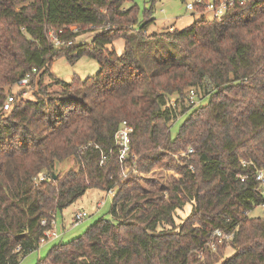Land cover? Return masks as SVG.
Returning a JSON list of instances; mask_svg holds the SVG:
<instances>
[{
	"label": "trees",
	"instance_id": "trees-1",
	"mask_svg": "<svg viewBox=\"0 0 264 264\" xmlns=\"http://www.w3.org/2000/svg\"><path fill=\"white\" fill-rule=\"evenodd\" d=\"M127 1L0 0V98L36 69L32 95L0 115V264L37 250L56 212L89 189L114 191L110 219L52 245L37 264H215L227 247L208 246L217 229L233 235L234 249L219 264H264V216H250L263 200L254 170L264 168V0L152 33L153 20L138 21ZM200 1L203 16L210 0ZM72 26L97 29L78 44ZM49 30L71 44L53 47ZM82 56L98 64L94 76L51 74L53 60ZM189 89L205 103L189 104ZM178 106L187 116L172 136ZM123 121L132 131L122 163L114 133ZM157 168L167 186L141 185L138 175Z\"/></svg>",
	"mask_w": 264,
	"mask_h": 264
},
{
	"label": "rangeland",
	"instance_id": "rangeland-1",
	"mask_svg": "<svg viewBox=\"0 0 264 264\" xmlns=\"http://www.w3.org/2000/svg\"><path fill=\"white\" fill-rule=\"evenodd\" d=\"M197 0H155L151 2L150 0H131L124 3V7L128 8L134 5L137 10L138 21L143 20L145 17H149L153 20L151 24L147 27V33L159 32L162 29H167L169 26L174 25L176 28L183 29L189 26L194 20L201 19L202 17L211 20L212 14L209 12H203L202 15L194 13L192 10L186 8V4H193ZM173 28V29H176ZM93 27H84L80 28L77 32L80 36L77 37V43L90 42L91 38L94 35ZM169 30V28H168ZM76 32V33H77ZM82 33V34H81ZM112 48L115 49L117 54H120L123 50V41L121 39H116L112 43ZM51 74L57 79L62 81H69L73 77L77 76L79 78H86L88 76H94L98 70L99 66L88 56L80 57L76 62L70 64L64 57H59L50 64L49 68ZM45 83L49 82V79L46 77ZM35 87H31L28 91L27 97L31 96ZM56 89V88H54ZM4 93L11 90L15 95H19L23 90L19 89L13 85H8L3 87ZM174 98V97H173ZM199 104L202 105L205 103V98L200 96L198 98ZM191 110V109H190ZM177 116L176 119L171 122L170 133L172 136L175 135L179 126L187 116V113L180 115V108L176 109ZM189 111V110H188ZM0 115H2L0 113ZM183 156L182 154H180ZM177 157L176 155H172ZM72 167V161L61 163L57 166V171L64 173L66 170ZM123 173H127V170H124ZM133 174H136V171H133ZM141 180H139L141 185L148 187V189H153L155 187H164L167 186L169 180V174L164 170L155 169L152 172L147 174H139ZM114 191L111 193L102 192L96 189H89L86 193L78 199L73 204L64 208L62 211L56 212L54 215V226L52 231L55 232L59 237L57 239H47L46 241L40 243L37 250L26 255L18 264H37L38 261L43 260L46 257L48 250L52 245H58L60 243H70L71 241L77 239L79 236H82L87 228L93 225L95 222L100 219L109 220L110 219V207L112 204ZM100 203L97 207V203ZM189 207H185L184 210L178 212V217L176 218V223H179L188 213ZM78 211H85L87 216L77 224H74L72 217L74 213ZM252 217H263L264 208L256 207L250 212ZM234 253V249L227 245L225 250L221 252V258L219 262L223 259L230 257ZM216 262L215 264H219Z\"/></svg>",
	"mask_w": 264,
	"mask_h": 264
},
{
	"label": "built area",
	"instance_id": "built-area-1",
	"mask_svg": "<svg viewBox=\"0 0 264 264\" xmlns=\"http://www.w3.org/2000/svg\"><path fill=\"white\" fill-rule=\"evenodd\" d=\"M246 0H210L207 3L204 4V11L209 12L212 14V17L216 20H220L224 14L232 9L235 5L236 2L243 3ZM200 0H197L193 4H186V8L188 10L194 11V6L196 3H200ZM169 30H173V28L169 27ZM78 29L75 26H72L69 28L70 33H75L77 32ZM63 31H54V30H49L47 33V38L50 44L53 45V47H61V46H67L71 44L70 40L63 41L62 38H60V34H62ZM36 73V69L32 68L31 71L25 73L19 80H17L15 83L11 84L19 89H22L23 91L19 95H15L11 90L8 92L4 93L3 97L0 98V113H7L8 111L11 110L14 104L18 103L19 101L26 99L28 91L30 90V80L33 74ZM10 85V86H11ZM188 102L189 104H192L193 106H196L199 104V100L196 98L194 95L193 89H189L188 93ZM174 98H171L167 100V106H174ZM132 129L130 126L127 125L125 121L121 122L120 126L114 133V145L117 147V152H118V159L120 162H125L130 150V133ZM191 152V150H189ZM182 155H184L182 153ZM106 160V156L101 157V163H103ZM243 165H247L245 161H241ZM125 173H123L124 175ZM44 175L42 173H39L36 179V182H40L44 180ZM246 178V176H241L240 179L243 181ZM254 178L255 181L259 183L260 185V191L261 195L263 197L262 202L259 204L261 208H264V168L263 169H255L254 170ZM112 191H108L107 193H111ZM101 202L97 203V207H99ZM258 206V207H259ZM87 214L85 211H78L74 213L72 217V221L74 224L79 223L82 221ZM41 224L46 226L48 224L47 220H42ZM49 225L51 226V229L45 231V238L41 239L40 243L46 241L48 238L50 239H57L59 235H57L55 232L52 231V228L54 226V216L52 219L49 221ZM232 234H225L220 230H214L213 233L211 234V239L208 243V246L211 248V250L216 249L217 244H226L228 245L229 241L232 239Z\"/></svg>",
	"mask_w": 264,
	"mask_h": 264
},
{
	"label": "crops",
	"instance_id": "crops-1",
	"mask_svg": "<svg viewBox=\"0 0 264 264\" xmlns=\"http://www.w3.org/2000/svg\"><path fill=\"white\" fill-rule=\"evenodd\" d=\"M193 12L196 13L195 11H193ZM196 14H198V13H196ZM169 27H171V28H176L174 25H171V26H169ZM169 27H168V28H169ZM176 29L178 30V29H180V28H176ZM146 33H147V31H146Z\"/></svg>",
	"mask_w": 264,
	"mask_h": 264
},
{
	"label": "water",
	"instance_id": "water-1",
	"mask_svg": "<svg viewBox=\"0 0 264 264\" xmlns=\"http://www.w3.org/2000/svg\"><path fill=\"white\" fill-rule=\"evenodd\" d=\"M54 178H55V175H54Z\"/></svg>",
	"mask_w": 264,
	"mask_h": 264
}]
</instances>
